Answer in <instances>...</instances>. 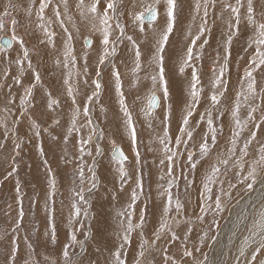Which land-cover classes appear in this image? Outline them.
<instances>
[{"label":"rangeland","instance_id":"obj_1","mask_svg":"<svg viewBox=\"0 0 264 264\" xmlns=\"http://www.w3.org/2000/svg\"><path fill=\"white\" fill-rule=\"evenodd\" d=\"M9 2L15 6L9 11L10 17L15 18L17 24L13 29V26L8 22L9 18L6 17L5 27L0 30V37L7 35L11 38L13 36L22 38L29 56H39L45 52L40 43L43 38H46L48 43L45 42L43 45L51 48L49 55H53L56 66L67 71L68 74L64 79H67L73 88L76 102L84 100L85 103H77L78 105H76L81 109V116L76 118V128L79 131L73 130L68 137L69 142L65 144L63 152L67 154L62 156L65 161L72 157L75 152L71 146L74 145V150L79 156H74L67 162L73 163L74 161L76 170H72L69 166V170L66 169L67 174H62L55 170L56 160L54 157L49 159L50 157H47L48 152L41 155L38 149L32 154L34 156L30 154L29 143L35 142L29 141V127H25V132H23L19 126L16 127V124L12 125L13 107L17 108L18 103V87L13 85L7 91L4 86L0 88V101H4L7 105L6 110H0V125L4 126L0 127V194L4 189H7L14 194L16 202V226L13 229L7 222L8 216L4 215V205L10 207V203L6 198L0 197V264H65L62 250L66 244L70 245L69 255L76 264H112V253L119 248L122 243L121 237L124 235L121 222L123 221L125 225L127 223L126 216H121L119 213L127 211L132 212L133 224L139 222L141 213L145 217V222L142 229L137 228L132 232L130 243L121 249L125 264H137V262L139 264H165L166 256L174 259L177 264H256L261 262L260 259L264 257V250L257 253L255 261L251 258L253 250L258 246V236L255 237L257 243H250L245 249V255L237 261L239 249L242 247L239 245V240L251 234V220L255 216L257 219L259 212L264 209V172H261L260 168L257 167L256 182L251 189L247 188V183L240 182L242 176L247 175L249 166L259 159V149L264 144V125L260 129L254 127V124L261 123V117H264V66L253 73L256 79V91L253 95L248 93L247 80L244 76L245 69L249 67L257 47L254 43L257 35L254 30L255 25L250 24L246 19L247 0H243L245 7L241 8L240 24L232 29H229L228 25H214V23L218 19L221 20V14L225 10L222 6L223 3H235V0H216L215 6H212L211 0H209L206 19L207 27L210 30L205 32L197 41L194 49V52H199L201 57L199 60H194L193 63L201 78L198 87L202 89L200 102L190 117V124L195 129L194 140L190 141L187 146L182 145L178 149L180 154L175 158L172 177L166 175L168 162L165 161L164 165L160 164V160L164 157V146L159 141L163 138L164 129L167 127L169 130L168 147L177 151L174 143L175 136L172 135L175 130V123L171 120L166 125L162 120L164 118L169 120L170 115H174V111L179 115V110L173 106V96L177 102H181V99L185 97L186 107L190 102L191 68L186 67L184 73L181 74L179 67L191 39L198 32L204 11V0H200L201 9L199 13L195 10L197 0H177L176 22L163 53L165 78L168 81L169 89L168 100L163 99L159 83L157 82L154 88L151 80L152 75L158 71L153 60L156 50L154 29L162 21L159 19L157 21L143 20V31L140 30L137 23L133 22V14L139 12L146 14V6L151 3V0H117V12L111 21L113 28L110 37L116 41L114 45L116 51L103 65L99 64V57L104 48L102 34L92 28L93 21L86 12L84 15L81 14V9L77 7L79 0H66V5L65 0H51L49 6L44 10V21H40L37 15L39 0H0V12H3ZM20 2L22 3L21 6ZM88 2L89 0H85V4ZM103 3L104 0H101V8ZM253 8L256 22H264L262 13L264 4H260V0H253ZM186 10L195 13L184 15ZM29 11L31 15H29ZM55 11L61 13L59 18L55 16ZM158 12L162 14L163 8L158 6ZM183 16V23L178 25ZM231 18L234 23V17ZM31 20H34L33 23ZM189 20L192 21V25L187 24ZM61 21H63V25H61ZM117 22L125 28V36L118 40L116 38L119 36V30L115 28ZM40 23L44 24L48 32L55 33L51 38V43H49L45 31L38 26ZM230 31L237 34L233 37L231 44L228 45L226 41ZM69 34L73 37L71 41L67 40ZM127 36H132L140 47L141 68L137 72H133L135 50L132 42L127 40ZM87 39L92 41L90 46L85 43ZM175 39L176 46L172 43V40ZM205 39L208 43L201 49L200 45ZM68 46L71 47L72 55L76 58L75 63L72 62L71 57L65 58ZM0 53H6L8 56L9 53L16 55L15 62L6 61L7 65L16 64L17 67H22L21 76L29 74L32 68L29 56L27 60H23L22 66L16 63L17 60L23 59V49L20 48L18 40L16 43L14 40L13 45L9 48L3 47ZM172 54L179 57L181 61L173 62L170 59ZM225 56H227V66L224 79L227 82V89L225 95L220 98L221 103L213 107L210 101V96L214 91L212 88L213 69L217 73L219 72V66L223 64ZM26 61L27 63H25ZM29 62L31 68L28 67ZM25 64L27 67H24ZM93 65L97 67L94 71ZM235 65H239L236 71L234 70ZM113 66L120 73L121 91L124 93L125 103L132 115L133 126L136 131L135 145L132 143L131 130L127 126L126 117L119 104ZM173 66L175 68H172ZM85 68H87L86 72L84 71ZM98 70L100 72L99 77L96 75ZM172 72L178 73L176 78H169ZM184 79L187 83H184ZM43 80L46 83V79ZM93 80H99L101 89L99 95L94 97L92 102H88L87 97L92 93L82 94V88L84 86L85 89L93 92L95 89ZM170 80L172 85H176V80L181 81H179L177 91L174 94ZM108 87L113 91L110 100L106 98ZM154 91L155 95L160 98L159 106L155 110L152 109L150 102ZM246 96H248L247 99H245ZM70 98L72 100V97ZM50 99L52 98L47 99V106ZM237 102L240 104L239 118L242 123L247 121V124L243 127L237 140V152L232 155L229 152L232 147L230 141L233 138V132L240 131L236 129L235 118L232 115ZM27 104L28 101L22 106L26 107ZM57 106H59L61 113L55 120L58 121L60 127H49V129L55 135L64 138L68 129L72 127L75 109L69 108L67 104L60 101H58ZM85 107L88 108L86 116L83 112ZM93 107L96 109L95 118L90 113V109ZM252 107L257 109L253 113L255 120L249 121L248 112ZM209 111L212 113L213 126L216 128L215 141L211 139L212 134L209 132L206 122ZM160 112H162L161 120H156ZM180 113L183 117L184 109ZM148 114H151L155 119L149 118L143 122L141 115ZM202 114L205 116L203 121L200 120ZM82 117L86 122H83ZM89 120H91V124L88 123ZM83 124L86 125L85 129L88 126V130H83ZM119 124L127 133L128 140L125 142L118 141L107 133L111 126L116 125L119 128ZM146 130H148L149 135L147 141ZM51 131L48 134L54 138ZM250 131H256L257 137L249 145L248 155L241 157L239 149L243 148L245 141L249 138ZM205 134L208 135L209 150L207 154H201L198 145L201 142V137ZM89 135L92 136V141L85 146V153L81 154L79 152L80 144H73L70 140L73 136H77L80 141L81 138L87 139ZM35 138L39 146L45 144L40 135ZM106 140L107 143H105ZM16 144L20 145L18 149L15 147ZM97 146L101 149H107V158L100 154L97 155ZM117 146H120L127 156L123 164L127 172L124 180L121 179L119 173L121 165L117 159L113 158L114 148ZM161 150L162 152H160ZM88 152H91L92 155H87ZM137 152L139 153V161L136 158ZM190 152L193 153L195 168H192L187 161V155ZM81 155H83V161L80 159ZM58 158L61 160V157ZM221 159H228L229 163L227 165L221 164ZM241 159L244 163V171L242 172L236 164V161ZM35 161L38 166L39 162L42 165L43 169L39 166L42 173L34 172L33 164ZM81 163H83L85 170L83 185L80 184L78 177V166ZM213 165L219 167L220 172L214 178L215 182L209 186L212 188L213 198L220 197L222 211L215 209L211 200L205 204L206 196L202 195L204 193L203 182ZM13 168L16 171L9 176L8 173ZM89 168L95 172L96 186L94 188L92 187ZM49 169H51V176ZM50 177L56 181L55 186H61V189L55 188L52 198H47V202L50 204L42 206L40 201L43 191L50 188ZM169 179L174 180L171 188L173 203L170 212L165 215L164 207L167 197L160 193L163 192L161 186L167 187ZM17 181L21 189L19 199L16 193ZM137 181L142 185V191L137 188ZM250 182L248 181V183ZM81 187L84 189L83 194L86 202L80 201L76 196V192ZM134 190L138 193V199L134 206L129 209ZM71 192H73L72 195ZM177 200L183 205L179 213L175 208ZM73 203L82 209L81 215L73 219V224L77 240L83 242V248L79 244L71 245L70 232L73 229L69 226V220L73 218ZM208 204L212 205V208L206 213H201V206L206 207ZM21 207L24 213L22 220L18 218ZM84 210L87 211V215L83 214ZM50 215L51 221L49 220ZM201 215H203V220L198 218ZM76 220L79 223H76ZM163 220L168 221L171 232L166 230L161 238L156 240L154 233L159 229ZM175 221H179V223ZM53 226L56 232L55 244L51 242L50 238ZM141 232L143 233L142 236L140 235ZM172 232L176 233L178 239L173 240L171 238ZM13 240L16 241L17 248L14 262L11 259ZM143 240H147L150 246L142 249ZM29 245L32 247L29 248ZM185 248L193 253L192 256L183 255ZM141 251H143V255L140 254ZM231 254L232 256H230Z\"/></svg>","mask_w":264,"mask_h":264},{"label":"snow or ice","instance_id":"obj_2","mask_svg":"<svg viewBox=\"0 0 264 264\" xmlns=\"http://www.w3.org/2000/svg\"><path fill=\"white\" fill-rule=\"evenodd\" d=\"M51 3V0H39V10H38V17L40 21H44V10L49 6ZM216 0H211V5L215 6ZM65 5H66V0H65ZM142 7H145L144 5H141ZM158 6L163 8L162 14L158 12ZM176 6H177V0H151V3L146 6V13L148 16L149 20L152 21H157L158 19L162 21V23H159L157 25V28L154 29L156 33V50L155 54L153 56V60L156 64V67L158 69L157 73L155 75H152L151 80L153 83V87L155 88L157 85V82L160 85V90L162 91L163 99L168 100L169 98V89H168V81L165 78V68H164V56L163 53L165 51V45L168 43L169 36L172 34L174 25L176 22ZM208 6H209V0H204V11H203V16L201 17V23L199 24L198 27V32L197 34L191 39L190 45L186 49L185 55L182 57V62L179 67V72L181 74L184 73L186 67L191 68V79L189 81V95H190V102L187 106V111L182 117V124L180 128L178 129L179 135L175 137L174 143L175 147L177 148V151H173L172 148L168 147V129H164V136L163 138L160 139L159 143L164 146L163 151H164V157L160 160V164L164 165L165 161H167V173L166 175L168 177L173 176V170H174V164H175V158L180 154L178 149L183 145L187 146L190 141L194 140V126L190 124V117H192L196 105L199 104L200 102V93L202 91L201 88L198 87L201 83V78L200 75L198 74V71L193 63L194 60H199L200 53L199 52H194V49L196 48L197 41L201 39V37L205 34V32L209 31L207 27V17H208ZM223 8L226 11L230 12V15L234 17V23L230 20L228 22V27L229 29L236 28L240 22H241V8H244V2L243 0H235V4L232 3H223ZM15 7L11 2H9L8 5L5 6L3 12H0V30L4 29L5 27V18L8 17L10 24L13 26V29L15 28L17 24V20L15 18L10 17V11L9 9ZM79 9H81V14L84 15L85 12L89 15L90 19L93 21L92 23V28L96 31H99L102 34V44L104 46L103 52L99 57V64L103 65L105 61L112 56L116 49H115V42L114 40L110 39L112 36V28L113 25L111 21L113 20L114 14L117 12V0H104L103 7L101 8V0H89L87 4H85V0H79V3L77 5ZM201 9V4L200 0H197V3L195 5V10L197 13H199ZM254 8H253V0H247V7H246V19L250 24L255 25V31L257 33L256 39L254 40V43L257 45L255 49V55L250 61V65L248 68L245 69L244 76L247 80V88H248V93L249 95H253L256 91V79L253 75V73L261 68V66H264V22L257 23L256 20L254 19ZM29 15H31V12L29 11ZM61 13L59 11H55V16L59 18ZM145 12H139V13H134L133 14V22L137 23L138 26H140V30L143 31L142 27V21L144 20ZM61 25H63V21H61ZM40 28H42L45 33L48 35L49 43L52 42L51 38L52 36L55 35L54 32H48V29L44 27L43 23H40L38 25ZM115 28L119 30V36L116 38L121 39L125 36V28L122 24L117 22L115 24ZM67 31V29H65ZM236 32L230 31L228 36H227V41L226 43L228 45L231 44L233 37L236 35ZM72 35L69 34L67 37L68 41L72 40ZM12 40H18L20 48L23 49V59L22 60H17L16 63L20 64L21 66L23 65V60H27L29 56L28 49L24 46V41L22 38H18L13 36L12 39L10 40H5L3 42H0V50L3 49L4 46L10 47L12 45ZM127 40L132 42L133 48L135 50V67L133 69V72H137L141 68V63H140V58H141V52H140V47L136 43L135 40H133L132 36H127ZM89 46L91 45V41H87ZM208 41L205 39L203 41V44L200 45V48L203 49V46L206 45ZM111 46V47H110ZM68 57H71V60L73 63H75V56L72 55V49L70 46L67 47V50L65 52V58L67 59ZM59 63V61H58ZM67 66V64H65ZM227 66V56L224 57L223 64L219 66V72L217 73L215 69H213V80H212V88L213 92L212 95L210 96V101L213 107L221 103V97L225 95V91L227 89V82L224 79V74H225V69ZM28 67L31 68V63L29 62ZM113 71V76L115 77V89L116 92L119 96V104L121 107V110L124 113V116L126 117V123L128 128L131 130V139L133 145L136 143V131L133 126V120H132V115L131 112L129 111V108L127 104L125 103V98H124V93L121 91V77L120 73L118 70ZM21 70L22 67H21ZM84 71H87V68L84 69ZM97 77L100 76L99 70L96 73ZM36 82L39 83L40 81V76L39 74H36L35 76ZM17 83H20L19 79L16 81ZM65 83H68L66 80ZM87 83V81H85ZM92 83L95 85V89L92 92L90 96L87 97L88 102H92L94 97H97L99 95L100 89H101V84L99 80H93ZM67 94L68 96L72 97V103L75 105L76 104V98L73 93V88L69 87L67 89ZM32 96V88H26L25 89V96L21 99V105H24L28 99ZM248 96L245 97L247 99ZM158 103V97L155 95V91L152 93L151 96V107H156ZM58 101L55 99H50L48 102V107L52 108L54 105H57ZM143 111V109H141ZM257 109L255 107H252L251 110L248 112V120L249 121H254L255 117L253 116V113ZM239 111H240V104L237 102L235 104V107L232 111V115L235 118V126L236 129H239L240 131H234L233 132V138L231 139L230 143L232 147L229 149V152L232 155H235L237 152V140L241 134V131L243 130V127L246 126L247 121L243 122L239 118ZM81 112V109L79 107H76L74 110V115H73V120H72V127L68 129L67 135L64 136V142H68V137L72 134L73 130L79 131V129L76 128V118L79 116ZM83 112L85 116L87 115L88 108L85 107L83 108ZM200 120L203 121L205 120V116L202 114L200 117ZM207 126L209 129V132L212 134L211 139L212 141H215L216 139V128L213 126V117L211 111L207 113V118H206ZM58 123V121H57ZM89 124H91V120L88 121ZM199 121L197 122V124ZM264 125V117H261V123L259 124H254V127L256 129H260L261 126ZM37 124H33L34 129H38ZM35 136H39L40 132L39 130L35 131L34 133ZM257 137L256 131H250L249 133V138L245 141L243 148L239 149L241 157L247 156L248 155V147L254 141ZM92 141V136L89 135L87 139L81 138L79 141L80 147H79V152L81 154L85 153L86 151V145L90 144ZM15 147L18 149L20 147L19 144H16ZM199 150L201 154H207L208 153V135L205 134L201 137V142L198 145ZM260 155L259 159L254 161L253 165L249 166V170L247 172V175L242 176L241 178V183H247V188L251 189L253 184L256 182V176H257V167L260 168L261 172H264V144L261 145L259 149ZM96 153L97 155L100 154V148L97 146L96 148ZM40 154L43 155V149H40ZM18 155V153H17ZM87 155L91 156L92 153L88 152ZM113 158L117 159L120 163V168H119V173L120 177L122 180L127 176V172L125 171L123 164L124 161L127 159V157L123 154V152L119 149L114 148L113 152ZM136 158L137 161H139V153H136ZM193 153H188L187 155V161L191 164L192 168L196 167V164L193 162ZM81 161H83V155L80 156ZM221 164L227 165L229 163L228 159H221L220 160ZM45 164H47V161H45ZM236 164H238L241 172L244 171V163L241 160L236 161ZM16 169L13 168L11 172L8 173L9 176L12 175L13 172H15ZM89 173L91 174L90 179L92 180V187L94 188L96 186V176L95 172L92 168L88 169ZM220 172V168L216 166H211L210 173L206 175L205 180L203 182V188H204V193L202 195H205V204L208 200L213 201L215 205V209L218 210H223L221 207V200L219 196H216L213 198L212 195V188L209 186L211 183L215 182V177L216 175ZM49 175L51 176V169H49ZM239 175V173H238ZM78 177L80 184L83 185L85 181V170H84V165L81 163L78 166ZM163 179V177H162ZM248 181H251L248 183ZM174 180L169 179L167 181V187H164L163 185L161 186L163 188V192L160 194L162 196L166 195L167 197V202L166 206L164 207V214L167 215L172 207L173 203V196L171 192V188L173 186ZM50 188L52 189V192L50 195H54L55 193V180L50 179L49 181ZM137 188L141 189L142 191V185L137 181ZM20 184L17 181L16 185V193L17 197L19 199V193H20ZM88 191H91V189H88ZM84 189L81 187L79 191L76 192V196L79 198L80 201H85L84 197ZM138 199V193L134 190L132 192L131 196V203L129 204V209H131L135 201ZM86 202V201H85ZM72 207L74 208V213L72 214L73 218H70L69 220V226L73 230L70 232V238H71V245H76L79 244L81 248H83V242L77 240L76 236V230L73 224V219L78 218L81 215L82 209L76 204L73 203ZM183 207L182 204L177 200L175 204V208L177 213H179L180 209ZM212 208V205L208 204L206 207L201 206L200 211L201 213H206L209 209ZM51 212V210H49ZM84 215H87V211H83ZM23 209L21 207L18 218L22 220L23 218ZM121 216H126L127 218V223L126 225L121 222V227L123 229L124 235L121 237L122 243L119 245V248H117L113 253V262L112 264H125L124 259H122V252L121 249L125 247L128 243H130V238L132 232L137 229L143 227V224L145 222V217L143 213H141L139 217V222L136 224H133L132 222V212L127 211V212H122L119 213ZM199 219L203 220V215L198 217ZM174 219V218H173ZM49 220L51 221V215L49 216ZM176 223H179V221H175ZM76 223H79L78 220H76ZM171 232V227L168 223L167 220H163L160 224L159 229L154 233L155 239L159 240L161 238V235L165 233V231ZM250 235L244 239L242 247L239 249V256L237 257V261H239L240 257H243L245 255V249L249 246L250 243H257L255 240V237H259L258 241V246L253 250L252 253V260L255 261L257 258V253H260L262 250H264V209H262L259 212L258 218L254 221L252 229L250 230ZM47 235V234H46ZM140 235L142 236L143 233L141 232ZM51 242L53 244L56 243V232H55V227H52L51 230ZM171 238L173 240L178 239V236L176 235L175 232L171 233ZM152 243H155V241H152ZM13 247L11 250V259L14 262L16 258V241H12ZM146 246H150L149 242L147 240H143L141 243V248L144 249ZM32 246L29 245V248ZM69 244H66L63 248V257L65 260V264H76L75 261H73L70 258L69 255ZM143 255V251L140 253ZM192 252L189 251L187 248H185L183 255L184 256H192ZM170 261V264H177V262L172 259L171 257H165V264H168ZM139 264V262H137ZM260 264H264V260L260 262Z\"/></svg>","mask_w":264,"mask_h":264},{"label":"crops","instance_id":"obj_3","mask_svg":"<svg viewBox=\"0 0 264 264\" xmlns=\"http://www.w3.org/2000/svg\"><path fill=\"white\" fill-rule=\"evenodd\" d=\"M232 4H235V3H232ZM260 4H264V0H260ZM187 13L192 14L195 12L190 11V10H186L184 15ZM262 13L264 15V9L262 10ZM202 14H203V12H202ZM231 17L232 16L230 15V12L224 10L221 14V20L220 21H219V19L216 20L214 25H218V24L219 25H228V22L230 20L233 22ZM183 19H184V16L182 18H180L178 25H181V23H183ZM187 24L192 25V21L191 20L187 21ZM35 31H37L36 28H35ZM1 38H2V36L0 37V39ZM45 42H47V40H46V38H43L42 42L40 43V46L45 49L44 53H41L39 56H32V55L29 56V61L32 63V68L29 71V74L27 76H25V75L21 76V72H23V71L21 70V68L19 66L17 67L16 64L7 65L6 61H14L15 62L16 55L9 53L10 55L8 56V54H6V53H0V88H2V86H4V89L7 91L13 85H16V87H18V90H19L18 103L16 105L17 108L15 106L13 107L14 119L12 120V125L16 124V127L19 126V128L23 132H25V127H29V130H28L29 131V135H28L29 141L35 142V143H29V148H31L30 154L32 155L34 153V151L37 152L38 149L40 151V149L42 147L43 153L44 152L49 153V155L47 156V157H50L49 159H52L54 157V160H56L55 170L58 171L59 173L67 174L66 169L69 170V166H71L72 170H76L75 162L73 161V163L72 162L69 163L67 161L72 159V157H74V156H79V154H77V151L74 150L75 146L72 145L71 149L75 153H73L72 157H70L67 161L62 159V156L67 154L66 152L63 153L64 148H65V144H66L64 142V138L62 136L55 135L49 129V127H57V128L60 127L59 124L57 123V120H55V118L57 116H59L61 112H60L59 106H57V105L53 106L52 108H49L47 106V99L50 97L52 99L60 101L63 104H67L69 108H74V109L76 108V105H78L77 103L83 104V103H85V101L83 100L81 102H76L75 105L72 103L70 96H68V94H67V89L71 86L69 85V83H65V81L67 79L66 80L64 79L68 73H67V71L63 70L64 68L56 66L53 55H49V53L51 52V48H49L48 46L45 47L43 45V43H45ZM15 43H16V40H15ZM172 43H174V45L176 46V39L172 40ZM53 54H54V52H53ZM170 59H172L173 62H176V61L180 62L181 61V59L179 57H176L173 54L171 55ZM93 62H94V60H93ZM93 62H92V64H94ZM25 63H27V61ZM238 66L239 65L234 66L235 71L238 69ZM24 67H27V65L25 64ZM172 68H175V66H173ZM96 69H97V67L93 65V71ZM174 70H177V69H174ZM3 74H5L6 76H4ZM36 74H39V76H40L39 83L36 82V79H35ZM177 75H178V73L172 72L169 78H176ZM17 79H19L20 83L16 82ZM43 79H46L47 84L45 83V81ZM179 81L180 80H178V81L176 80L175 81L176 85H172L171 80H170V86L172 88L173 94L177 91ZM184 83H187L186 79H184ZM6 84H7V87H6ZM29 87L32 88V96L28 99L27 106L24 107L21 105V99L25 96V89L29 88ZM106 92H107L106 98H107V100H110V98L113 95V91L110 90L108 87V90ZM86 93H92V91L85 89V87L83 86L82 94H86ZM172 101H173V106H175L179 110V115L176 114V111H174V115H170L169 120L164 118V120H162V121L167 125L171 120H173V123H175V130H174V133L172 135L176 137L177 135H179L178 129L180 128V126L182 124V122H181L182 114L180 113V111L182 109H184V111L186 113L187 107H186V103H184L186 101L185 97H183L181 99V102H177V99L175 98V96H173ZM161 105H162V103H161ZM6 107H7L6 103L4 101H0V110L4 111V110H6ZM162 111H163V113L165 112L164 109ZM90 113H91L92 117L95 118V116H96L95 107L90 109ZM79 115L81 116V113ZM161 117H162V112H160L158 117H156V120H161ZM149 118L155 119V117H153L151 114L141 115V120L143 122L147 121ZM82 119H83V122H86V120L83 117H82ZM9 120L11 122V119H9ZM179 122H181V123L179 124ZM34 123L39 126L38 129L33 128ZM83 125L84 126L83 127L81 126V127L84 130L86 125L85 124H83ZM0 127L2 128L4 126L0 125ZM37 130H39L40 137L45 142V144H41L40 146L36 142L37 139L35 138L36 136L34 135L35 131H37ZM86 130H88V126H87V129H85V131ZM0 131H1V129H0ZM49 131H51L53 133L54 138H51L49 136V134H48ZM107 133L118 141L122 140V142H125L128 140L127 133L122 128V125H120V124H119V128H117L116 125L111 126L107 130ZM145 136L147 138L146 139V141H147L149 138L148 130H146ZM101 137L103 138L102 133H101ZM70 141L73 144H79V139L77 138V136H73ZM98 141H99V139L97 140V142ZM105 143H107V140ZM99 148H100V155H102V157H104V158H107V151H106L107 149H101V147H99ZM66 151H67V149H66ZM160 152H162V150ZM31 155H29V156H31ZM32 156H34V155H32ZM58 157H61V160ZM39 166L41 169H43L40 162H39ZM39 166L35 161L33 164L35 173H42V170L39 168ZM55 188L61 189V186H55ZM197 189H201V188H197ZM43 192L44 193L42 195L40 205L46 206V205L50 204L47 202V198H52V195H50V193L52 192V189L49 188L48 190H45ZM1 194H0V197L6 198L8 200V202L10 203V207L4 205V207H5L4 215L8 216L7 222L9 224V226H12V228L14 229V227L16 226V202H15L14 194L10 193L7 189H4ZM72 194H73V192H71V195ZM156 202H159V201H156ZM156 202H155V204H157ZM9 213H10V216H9Z\"/></svg>","mask_w":264,"mask_h":264},{"label":"bare ground","instance_id":"obj_4","mask_svg":"<svg viewBox=\"0 0 264 264\" xmlns=\"http://www.w3.org/2000/svg\"><path fill=\"white\" fill-rule=\"evenodd\" d=\"M17 1H18V0H17ZM19 1H20V0H19ZM20 3H21V2H20ZM21 5H22V3L20 4V6H21ZM18 8H19V7H18ZM23 18H24V17H23ZM25 18H26V16H25ZM26 20H27V19H26ZM26 20H25V23L27 22ZM31 21H32V20H31ZM33 21H34V20H33ZM33 21H32L31 23H33ZM31 23H30V24H31ZM30 24H29V25H30ZM31 25H32V24H31ZM35 25H36V24H35ZM26 27H27V25H26ZM4 36H6L7 38L11 39V37H9V36H7V35H4ZM4 36H2V37H4ZM13 42H14V40H13ZM129 65H130V64H129ZM172 75H173V74H172ZM183 85H184V84H183ZM159 100H160V98H159ZM159 100H158V105H157V107H156V108H153V107H152L153 110H155V109L158 108V106H159ZM261 207H262V206H261ZM257 208H258V207H257ZM259 208H260V207H259ZM263 208H264V207H263ZM254 209H255V208H254ZM260 210H261V209H260ZM256 211H257V210H256ZM258 212H259V211H258ZM256 217H257V216H255V218L253 217V219H256ZM253 219L251 220V223H250L251 228H252L253 223H254V221H255V220L253 221ZM246 231H247V230H246ZM247 236H248V235H247ZM245 238H246V237H242V239L239 240V242H240L239 245H243V242H244V239H245ZM237 239H238V238H237ZM234 247H235V245H234ZM229 252H230V251H229ZM230 256H232V254H231ZM214 260H215V259H214ZM229 260H230V259H229ZM245 260H247V259H245ZM262 260H264V257L260 259V261H262ZM219 264H220V263H219ZM256 264H260V262H257Z\"/></svg>","mask_w":264,"mask_h":264},{"label":"water","instance_id":"obj_5","mask_svg":"<svg viewBox=\"0 0 264 264\" xmlns=\"http://www.w3.org/2000/svg\"><path fill=\"white\" fill-rule=\"evenodd\" d=\"M144 20L152 21V20H149V19H148L147 13H146L145 16H144ZM11 39H12V38H11ZM5 40H10V39L7 38L6 36H4V37H2V38L0 39V42H3V41H5ZM89 40H90V39H87L86 42H85L87 45H89V44L87 43V41H89ZM90 41H91V40H90ZM91 42H92V41H91ZM13 43H14V42H13V40H12V45H13ZM12 45H11V46H12ZM11 46H10V47H11ZM4 47H5V48H9L8 46H4ZM156 96L158 97V95H156ZM158 100H159V97H158ZM150 102H151V101H150ZM157 105H158V103H157ZM156 107H157V106H156ZM156 107H153V108H156ZM115 149H119V150H121V151L123 152V154L126 156L125 152L122 150V148H121L120 146H117ZM126 157H127V156H126Z\"/></svg>","mask_w":264,"mask_h":264}]
</instances>
